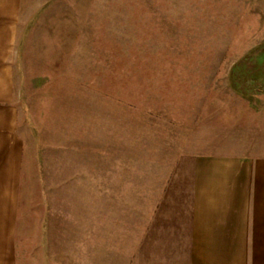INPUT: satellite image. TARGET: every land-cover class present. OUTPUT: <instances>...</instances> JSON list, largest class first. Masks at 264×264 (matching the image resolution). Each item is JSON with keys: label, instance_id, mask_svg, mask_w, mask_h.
I'll list each match as a JSON object with an SVG mask.
<instances>
[{"label": "crops", "instance_id": "crops-1", "mask_svg": "<svg viewBox=\"0 0 264 264\" xmlns=\"http://www.w3.org/2000/svg\"><path fill=\"white\" fill-rule=\"evenodd\" d=\"M21 3L0 0V264H20L21 108L48 264H264V156L189 154L184 129L61 75L19 104Z\"/></svg>", "mask_w": 264, "mask_h": 264}, {"label": "rangeland", "instance_id": "rangeland-1", "mask_svg": "<svg viewBox=\"0 0 264 264\" xmlns=\"http://www.w3.org/2000/svg\"><path fill=\"white\" fill-rule=\"evenodd\" d=\"M11 62L19 104L61 75L184 129L189 154L264 156V0H22ZM21 119L18 257L48 264L37 138Z\"/></svg>", "mask_w": 264, "mask_h": 264}]
</instances>
